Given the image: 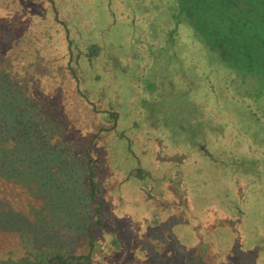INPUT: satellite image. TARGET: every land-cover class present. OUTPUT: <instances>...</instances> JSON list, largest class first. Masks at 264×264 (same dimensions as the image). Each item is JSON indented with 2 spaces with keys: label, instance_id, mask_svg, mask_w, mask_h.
<instances>
[{
  "label": "trees",
  "instance_id": "1",
  "mask_svg": "<svg viewBox=\"0 0 264 264\" xmlns=\"http://www.w3.org/2000/svg\"><path fill=\"white\" fill-rule=\"evenodd\" d=\"M81 2L75 0L67 19H62L55 0H0V264H92L99 260L101 263L96 264H239V255L245 257L244 264H259L263 250L255 252L241 247V221L233 223L225 217L215 220L210 207L198 212L189 206V200L192 203L200 197L196 182L192 177L189 179V172L194 169L190 161L193 152L213 163L216 161L204 144L190 143L184 147L188 158L172 166V171L182 173L173 180L176 191L164 186V198H157L155 188L165 182L167 174L150 176L138 163L121 175L111 166L113 145L102 147L98 138L103 135L105 143L108 133L118 138L117 115L108 109L99 110L94 98H98L99 87L104 84L100 80L126 66L113 62L118 59V53L112 49L119 50L120 43L106 39L105 33L117 21L132 27L131 33L126 32L131 37L135 30L146 26L138 18L153 10L154 5L151 0H143L142 8L137 12L125 11L130 16L124 19L117 14L118 7L123 9V0H100L107 14V21L101 26L82 13ZM13 3L19 5L16 13L15 9L11 10ZM148 17L151 18L149 13ZM151 20L148 29L154 32L149 26L157 17L153 15ZM161 31L170 44L161 47V54L170 50V56L174 57L178 53L176 44L178 47L189 41L197 45L199 56L192 57L183 49L181 57L188 61L206 59L204 47L222 63L219 67L200 63L183 67V72L177 73L186 77L185 91L202 87L204 100L218 93L217 84H228L222 87L224 94L227 91L229 100L243 102L249 120L261 125L264 131V107L260 104L264 96V0H186L184 10L173 9L171 21ZM180 33L187 38L179 40ZM135 39L132 36V43ZM39 45L69 70L70 74H65L67 85L72 87L77 102L97 119L104 121L111 117L112 126L106 130L94 131L91 126L78 129L80 135L92 133L80 153L71 154L74 148L45 141L38 135L43 123L35 124L36 130L32 129L30 119L35 113L30 112L32 108L22 93L21 81L22 76L28 75L33 58H40ZM98 58L108 72L98 70L99 66L94 64ZM214 72L220 73L219 76ZM173 78L172 73L170 88L176 83ZM233 83L239 89H233L236 87ZM230 85L233 88L228 89ZM146 88L150 89V84ZM254 110L259 113H253ZM200 125L207 127L209 123ZM217 129L221 137V130ZM231 135L229 138L238 145L240 136ZM120 137L124 138L121 132ZM169 143L180 147L177 140ZM97 147L102 149L101 156L95 152ZM243 150L254 161L255 152L248 148L247 142ZM239 156L230 154L229 165L225 166L237 170L239 164L234 159ZM254 164L264 167V160ZM107 169L112 174L107 172L102 177L99 172ZM114 176L117 183L107 190L106 183ZM130 180L139 184L141 200L150 205L137 231L132 229L136 224L129 218L133 210L126 208L120 198L122 184ZM176 192L181 201L177 205L172 194ZM237 198L244 200L239 194ZM165 201L173 205L161 207ZM103 205H107L104 216ZM96 231L102 238L96 236ZM40 246L45 247L37 253ZM261 246L263 249L264 240ZM263 259L264 255L261 262Z\"/></svg>",
  "mask_w": 264,
  "mask_h": 264
},
{
  "label": "rangeland",
  "instance_id": "2",
  "mask_svg": "<svg viewBox=\"0 0 264 264\" xmlns=\"http://www.w3.org/2000/svg\"><path fill=\"white\" fill-rule=\"evenodd\" d=\"M74 1L55 0L62 19H67V14L75 6ZM81 3H83L80 8L82 13L89 15L95 24L103 26L107 21L105 4L100 3V0H82ZM142 3L143 0H123L121 7L124 10L118 7L117 14L124 19H129L130 15L125 11L137 12L142 8ZM151 3L154 5L153 10L150 9L148 12L151 18L148 17V13L138 18L147 24L132 33V36L138 39H135V42L132 43V36L126 33H131L132 27L125 23L119 24L116 21L117 25L105 33L106 39L115 44L120 43L119 50L117 47L112 49L113 53H118V59L113 62L119 61L120 65L126 67L120 68V71L113 70L112 75L106 74L103 80H100L101 84L104 83L103 90L99 87L98 98H94V102L99 110L108 109L117 115L115 129L117 128L119 132L118 138L113 137L115 134H106V136L110 135L106 143L103 135L100 136L98 138L100 145L103 147L112 143L114 153L111 166L116 168L118 174L126 173L138 163L143 170L149 172L150 176L154 173L167 174L170 179L166 177L165 182L155 188L157 198H164L166 197L164 186H168L167 188L172 192L176 191L174 187L176 182L173 180L182 173L178 170L172 171V166L175 163L176 165L182 164L181 161L188 158L184 147L190 143L204 144L206 150L216 157V161L213 163L198 155V152H193L194 157L190 161L194 169L189 172V179L192 177L196 182L200 197L198 196V199L192 203L189 200V206L197 209L198 212L204 207H210L215 220L225 217L231 219L233 223L241 221L239 230L241 247L244 250L252 249L255 252L263 250L259 264H264V259L261 262L264 255V246L263 249L261 248L264 240V167L254 164L256 161L258 163L264 160V131H261V125L249 120V113L243 102L235 99L229 100L230 95L227 91L224 94L222 87L225 88L228 84H217L218 93L204 100L201 99L202 87L185 91L186 77L178 75L183 72V67L191 63L213 64L219 67L221 62L204 47H202L203 50L208 54L206 59L193 58L188 61L185 57H181L183 49L189 51L192 57L199 56L197 45L190 44L189 41H184L178 47L176 44L178 53H175L174 57L170 56V50L161 54V47L168 44L161 30L168 20L171 21L173 9L182 7L184 10L186 0H151ZM18 6L13 3L11 10L15 9L16 13L19 10ZM151 11H154L153 14ZM153 15L157 17V20L149 28L155 29L156 33L148 29ZM113 22L114 20L111 21L112 25H114ZM187 27L191 30L190 26ZM185 38L187 37L184 33L178 35L181 41ZM23 42L26 41L23 40ZM129 45L132 46L131 50H129ZM38 48L40 58L36 60L35 57L33 58L31 61L33 65L28 75L22 76L21 81L22 93L29 101V107L32 108L30 112L36 114H33L30 119L32 129L36 130L35 124L43 123L38 135L42 136L45 141L58 147L61 143L62 146L74 148L71 154L80 153L92 133L80 135L78 129L91 126L94 131L99 128L106 130L112 126L109 122L111 117L102 121L89 114L86 108L77 102L72 87L67 85L65 74H70L69 70L51 57L53 53L44 51L40 45ZM94 64L99 66L100 71L107 70V66L99 58ZM172 73L173 81L176 82L173 83L174 88L168 86ZM213 74L219 76L220 73L214 72ZM187 75L191 77L188 73ZM147 84H150V89L146 88ZM232 85L236 87L233 88ZM232 85L228 89H239L237 83ZM50 91L51 94H45ZM187 93L190 94L187 95ZM231 93L234 94L232 91ZM260 104L264 107V96L260 99ZM254 112L259 113L257 110ZM200 123H209V126L206 127ZM46 126L50 127L44 129ZM216 127L221 130V137ZM120 132L124 138L120 137ZM231 134H234L236 138L240 136L239 141L236 140L239 142L238 145H234L235 141L229 138L233 136ZM176 140L181 148L169 143ZM246 142L248 148L250 147L255 152L254 161L250 158V154L243 150ZM34 143L37 145L39 142ZM95 152L99 156L103 153L98 147ZM233 153L240 155L234 159V162L239 164L236 165L237 170L231 165L230 167L225 166L229 165V155ZM107 172L111 173L110 170L99 173L103 177ZM236 182L238 184L234 185ZM116 183L117 179L114 176L110 183H106L107 190ZM138 185L136 181L130 180L122 184L120 188V198L124 206L133 210L129 218L131 223L136 224L132 228L136 231L142 215L150 209V205L141 200ZM172 194L175 204H181L178 192ZM238 194L244 200H239ZM168 205H173V202L165 201L161 207ZM103 206L101 213L104 216L107 213V205ZM225 234L229 236V240L232 239L229 233ZM97 235L102 238L100 233ZM74 242L78 241L74 240ZM43 247L45 246H40L37 253H41L40 250H43ZM23 253L25 252L22 251ZM239 257V264H244L245 257L241 255ZM97 262L101 263L100 260ZM96 263L92 262V264Z\"/></svg>",
  "mask_w": 264,
  "mask_h": 264
},
{
  "label": "flooded vegetation",
  "instance_id": "3",
  "mask_svg": "<svg viewBox=\"0 0 264 264\" xmlns=\"http://www.w3.org/2000/svg\"><path fill=\"white\" fill-rule=\"evenodd\" d=\"M166 228H167V226H166ZM166 228H165V229H166ZM168 229H169V228H168ZM168 229H167V230H168Z\"/></svg>",
  "mask_w": 264,
  "mask_h": 264
}]
</instances>
